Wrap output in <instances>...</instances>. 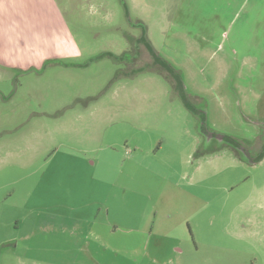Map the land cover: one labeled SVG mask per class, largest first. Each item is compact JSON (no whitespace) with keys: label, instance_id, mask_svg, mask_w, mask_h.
Returning a JSON list of instances; mask_svg holds the SVG:
<instances>
[{"label":"rangeland","instance_id":"1","mask_svg":"<svg viewBox=\"0 0 264 264\" xmlns=\"http://www.w3.org/2000/svg\"><path fill=\"white\" fill-rule=\"evenodd\" d=\"M234 1L31 0L7 17L0 264H264L262 70Z\"/></svg>","mask_w":264,"mask_h":264},{"label":"crops","instance_id":"2","mask_svg":"<svg viewBox=\"0 0 264 264\" xmlns=\"http://www.w3.org/2000/svg\"><path fill=\"white\" fill-rule=\"evenodd\" d=\"M30 1L31 0H0V33H5V24L8 23L7 17L11 19L10 16L15 15L16 17H14V19H18V15L20 16V19L24 18L22 11H28L26 6L32 4ZM233 3L240 4L244 10L243 20L242 23H240L241 29L238 32H235L234 37H243L244 45L247 46L249 52H255L259 54V57H253L249 60V62L252 64L249 66V68L262 70L260 73V77L262 78L260 81L261 86H257L256 84L255 87L257 90L256 100L260 101L264 99V0H240L239 2L234 1ZM22 22V20H19L20 25ZM232 23H236L235 18L229 22V28L232 26ZM15 29L18 28L15 26L14 30ZM1 47L2 45L0 46V49ZM54 54L55 55H53L51 58H58L57 55L66 57L63 51H58ZM0 62L2 61L0 60ZM7 64L9 67H15V69L19 67V65H11L9 63ZM232 154L235 158H238L234 153Z\"/></svg>","mask_w":264,"mask_h":264},{"label":"trees","instance_id":"3","mask_svg":"<svg viewBox=\"0 0 264 264\" xmlns=\"http://www.w3.org/2000/svg\"><path fill=\"white\" fill-rule=\"evenodd\" d=\"M140 42L149 47V50L156 56V58L158 60L157 62H159V61L162 62V60L159 57H157V54L155 53L156 52L155 49L153 48V46H152L151 42L149 41L148 37L146 38V34L144 32H143V36L140 38ZM235 154H236V156L238 158H240L241 160H244V159L241 158V156L238 155L239 153H235ZM263 159H264V151H263L262 155L259 157V159H258V161L256 163L261 162Z\"/></svg>","mask_w":264,"mask_h":264},{"label":"flooded vegetation","instance_id":"4","mask_svg":"<svg viewBox=\"0 0 264 264\" xmlns=\"http://www.w3.org/2000/svg\"><path fill=\"white\" fill-rule=\"evenodd\" d=\"M132 47H133V45H132ZM146 49L148 50L149 54L151 55L153 62H154V63L156 62V63L160 64L161 61L157 62L158 60H157L156 56H155V55L149 50V47H148V46H146ZM140 53H141V52L138 53V56H137V57H133V60H134V61H137V60L140 59V57H141ZM155 53L157 54V52H155ZM157 57H159L161 60H163L160 56H158V54H157ZM233 153H234V152H233ZM234 154H235V153H234Z\"/></svg>","mask_w":264,"mask_h":264}]
</instances>
